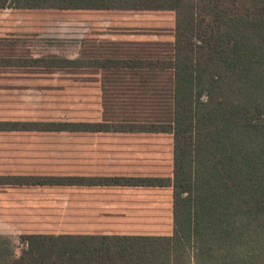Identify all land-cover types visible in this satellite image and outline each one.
Listing matches in <instances>:
<instances>
[{"label": "trees", "instance_id": "1", "mask_svg": "<svg viewBox=\"0 0 264 264\" xmlns=\"http://www.w3.org/2000/svg\"><path fill=\"white\" fill-rule=\"evenodd\" d=\"M3 12L75 21L66 35L60 22L0 21V87L7 92L5 76L20 70L47 77L65 71L81 84L75 92L167 96L118 119L0 118V187L168 189L172 227L168 236L24 233L18 256L0 238V264H264V0H0ZM105 14L128 21L87 19ZM159 14L173 16L166 51L131 23ZM101 31L116 44L99 43ZM67 40L79 45V56L25 54L32 42ZM128 72L135 77L124 75L118 89L105 79ZM16 134H151L162 155L126 175H77L68 148L47 151L10 137ZM31 166L40 170L21 171Z\"/></svg>", "mask_w": 264, "mask_h": 264}, {"label": "crops", "instance_id": "2", "mask_svg": "<svg viewBox=\"0 0 264 264\" xmlns=\"http://www.w3.org/2000/svg\"><path fill=\"white\" fill-rule=\"evenodd\" d=\"M101 26H113L102 21ZM100 32L99 43L113 42ZM98 44V43H97ZM116 44V43H115ZM79 56V55H78ZM47 151L68 148L77 175L121 176L158 158L159 136L151 134H16ZM63 141H67L64 144ZM28 147V145H25ZM166 148V147H165ZM168 156V154H167ZM172 198L168 189L149 187H0V221L18 232L75 235L168 236ZM14 247L8 235L0 234ZM15 254L18 256V251Z\"/></svg>", "mask_w": 264, "mask_h": 264}, {"label": "rangeland", "instance_id": "3", "mask_svg": "<svg viewBox=\"0 0 264 264\" xmlns=\"http://www.w3.org/2000/svg\"><path fill=\"white\" fill-rule=\"evenodd\" d=\"M10 13L11 12L0 13V21H14L18 24L24 21L27 23L41 21L53 23L60 22L62 25L63 35L71 32L69 30L72 26L70 25V23H75V21H71L73 20V16L69 14L47 16L45 13L36 12L30 14H26L24 12H14L11 13V15ZM87 19L105 21H128L127 17L123 15L118 17L117 15L111 16L110 14L93 16ZM131 23L135 25L140 24L137 27H143V31L141 33V36L143 38H145L146 40L149 39V42L151 43H153L152 41H154L155 43L157 42V44L159 45L158 47H161L163 51L169 49L168 43H170L171 30L173 28V16L171 14L139 16L136 19L132 20ZM147 44L149 47V43ZM160 45H165V47ZM27 46L28 47H26L25 49V54L29 52L33 56L53 54L66 58H75L79 55L80 51L79 45H71L69 44L68 40L62 42V44L60 45L55 46H47L42 43L39 44L38 42H32V44H28ZM0 53L5 54L3 50H1ZM38 73L39 72H25L20 70V72L5 76V78L7 77L9 79V85H12V87L8 92L4 90L3 87H0V118L20 117L22 119L24 118L30 120H38L40 118L49 116L50 118L54 119H69L70 117L77 119H101L102 117L105 119H118L117 117H120L118 115H121L123 112L125 114L126 111H130L133 105L138 104L140 105L139 108H141L156 103L159 96H167V94L154 93L125 95L111 89H108L102 93H80L79 91L75 92V90L81 84L78 83V85H76L74 81L75 79L73 77V79H71L69 75L65 74L73 72H54L56 74H53V76L49 77L40 75ZM52 73L53 72H51L50 74ZM80 73L82 72H76V74ZM133 73L135 72L121 74V77L118 76V79L113 80L115 82L110 81V77L108 76L105 79H107V83L109 86L112 85V87L115 86L116 89H118V87L122 84H127V78H125L124 75L135 77L134 75H131ZM1 78L3 77H0V80ZM149 79L151 81L157 80V83L161 80L158 77H151ZM92 80H94V78H92L91 74L89 80L84 81V85H89ZM168 80L169 72L166 74V76L163 77L162 80L165 81V87H167L166 85ZM80 89L81 88H78V90ZM137 99H140L141 102H138ZM119 106L121 107L118 108ZM102 111L104 112L105 116H102ZM164 142L167 143V141ZM13 156L14 158L18 159L25 157H37V155L32 156L18 153H15ZM36 169H38L37 171H39L40 167H25L21 171H35ZM0 234L8 235L13 241L16 251H18V248H20V243L17 230L5 226L0 221Z\"/></svg>", "mask_w": 264, "mask_h": 264}]
</instances>
